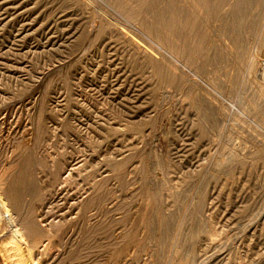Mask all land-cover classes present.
Returning <instances> with one entry per match:
<instances>
[{"label":"rangeland","instance_id":"1","mask_svg":"<svg viewBox=\"0 0 264 264\" xmlns=\"http://www.w3.org/2000/svg\"><path fill=\"white\" fill-rule=\"evenodd\" d=\"M78 1L0 0V133L2 132L0 134V139L2 137L0 140V161L2 162H0V166L5 160V154L10 151V147L16 145L15 143L20 140L21 136L29 139L30 150L33 148L31 144L33 145L35 137L38 136L39 140L43 139L44 146L40 148L38 155H35V160H38L48 149H50L48 152L51 156H55L60 162L75 157L84 159L83 166L74 175L78 176L77 187L74 183L69 184L66 192L71 193L70 196L65 192L66 196L71 198L66 207L78 206V200H82L79 192L80 187L88 181L96 179V183L101 185L100 182L103 181L102 184H105L104 191H98L94 202L88 208L89 211L83 214L76 208L74 211H78V214L74 220H71L73 223L69 221L64 223L62 228L60 227L59 237H61L49 239L50 242L48 239L45 240L47 243L49 242L47 247H39L41 250L38 248V254H33L35 263L264 264V102L259 95L258 88L252 87L248 81L245 82L241 78L239 65L231 66L232 60L228 52L218 45L219 49L210 50L201 60V63L204 62L203 65L207 67H205L206 71L208 68L213 70L212 73L209 72V78L205 79L207 73L204 71L205 69H202L203 65L198 64L201 68L198 66L200 70L197 69L196 72L195 64L191 63L188 64L189 67L193 71L195 70V75L192 78L194 77L203 86L205 85L201 80L207 81L214 91L220 93L227 101L236 102L240 112L229 109L227 101H223L228 107L223 113H219L214 107L211 109L205 104V100L198 90L192 92L190 105L176 110L175 90L172 88L171 65H169L173 61V52L170 46L173 0H152L153 3L151 0H131V2L127 0L128 3L125 0H123L125 3L122 0ZM243 1L240 2L243 4ZM248 1V6L239 4L240 8L238 7L237 14L235 11L230 12V14L234 13L233 15L236 17L227 15L226 23H223V26L228 22L229 24L226 28L222 26L221 29L228 35L227 37L229 35L230 38L236 36L241 44V50H248L251 55L257 54L258 60H264V0ZM209 3L211 2H207L205 6H208ZM254 3H257L256 8ZM127 4L130 15L126 13L127 10L124 7ZM82 5L84 6L82 7ZM116 5L118 7L120 5L124 9L118 8ZM87 6L93 12L96 9V12L100 13L99 15L112 21L114 19L115 23H121L124 26V31L127 32L129 41L123 40L117 31L103 27V29H99L102 33L95 31L89 34L88 30L91 27L89 23L91 24L98 14L94 12V15ZM249 9H253L251 14L248 13ZM121 10H126L127 15ZM132 13L136 14L135 19ZM138 18L140 21L136 20ZM235 18H238V21ZM241 18L242 21L239 23ZM137 21L140 23L143 21L145 24L139 23L140 25H138ZM143 26L144 28H141ZM231 27L235 32L233 36H231ZM70 34L72 37H69ZM87 37L89 38L87 39ZM131 43L148 48L153 47V51L158 56L157 59H154L156 62L150 58H141L135 54L134 50L129 52L131 50L127 46L131 48ZM208 63L211 64L210 67L207 65ZM256 66H258L257 63ZM181 68L186 70L184 67ZM231 68L233 69L231 74L229 72L225 75L224 72ZM124 80L126 84H124ZM161 81L162 83H160ZM214 91L211 92L218 97ZM52 92L53 94H51ZM198 92L200 95H195ZM237 97L239 98L236 99ZM202 100L204 106L200 105ZM134 103L140 104L137 107V104L135 106ZM28 117L30 118L28 119ZM35 121L36 123H34ZM108 126L112 128L110 129ZM4 131L6 135L9 133L7 135L9 137L5 136ZM4 136L6 138H3ZM45 147L47 150L44 149ZM92 149L94 153H91ZM142 149H145L144 152ZM17 151L14 153L15 156L12 154L11 158L13 157L12 159L15 161L22 160V155H24L21 152L22 149ZM111 156L112 158H110ZM119 158H122V162ZM106 159H108L107 163H104ZM103 163L105 166H102ZM98 164L101 165L98 166ZM119 164L122 167H119ZM46 165L47 168H50L48 162ZM182 165L183 169L180 167ZM37 170L36 162L27 169V172L30 177L33 176L31 178L34 180L40 177L44 181L40 183L41 187L49 184L52 176L48 174V171L37 174ZM111 171L117 174L116 177L111 174ZM14 172L16 171L14 170ZM10 174L8 172L6 176ZM101 176L107 177L100 180ZM119 183L122 185L120 186ZM104 192L105 195H103ZM150 193L155 196L153 197L152 194V197L148 196ZM102 196L104 197L102 198ZM134 196L139 198V201ZM130 198L135 199L131 200ZM59 201L63 200H58L56 203L60 204ZM86 201L87 199H85ZM117 209L118 211H116ZM110 217L112 220L109 219ZM81 218L83 219L81 220ZM110 223H113L112 226ZM114 224L119 226V230L116 225L113 226ZM80 228L81 231H79ZM116 229L119 233L118 237L113 236V233L117 232ZM120 229L125 233H120ZM74 234L76 236H73ZM26 240L30 244L32 239ZM34 250L33 248V253ZM14 258L17 259L18 256ZM0 264H5L1 256Z\"/></svg>","mask_w":264,"mask_h":264},{"label":"bare ground","instance_id":"2","mask_svg":"<svg viewBox=\"0 0 264 264\" xmlns=\"http://www.w3.org/2000/svg\"><path fill=\"white\" fill-rule=\"evenodd\" d=\"M58 1V0H57ZM88 1V0H87ZM108 1V0H107ZM116 1V0H115ZM127 1V0H125ZM129 1V0H128ZM127 1V3H128ZM143 1V0H142ZM149 1V0H148ZM158 1V0H157ZM156 1V2H157ZM242 0H173V6H172V13H173V23H172V31H171V50L173 52L172 55V62L169 64L171 65V82L173 85V89L174 91V98H175V105H176V110H179L180 108L187 107L188 105H190L189 101L192 100L190 99V96L192 94V92L194 90H198L201 94V97L204 98L205 100V104H207L211 109H213V107L219 112V113H223L224 111H226V109L228 108L223 101H227L224 97H222V95L218 92H215L213 87L205 80H201V82L205 85H201L199 84V82L194 79V77L192 78L193 75H195L193 69H191V67H189L188 64H195L196 66V72L197 69L200 70V65H203L201 63L202 58L205 56L206 53H208L210 50L213 49H219L217 48L218 45L220 47H222L225 51L228 52V55L230 56V59L232 60L231 62V66H235V65H239V68L241 70L240 74H241V78H243V80L248 81L250 83V85L253 87L258 88L259 90V95L261 97V99L264 102V60L263 59H259L257 57V54L251 55L249 54L248 50H241V44L240 42L237 40L236 36L234 35V29L231 27L232 30V34L231 36H233L232 38L227 37L228 35H226L223 31L222 26L223 23L225 24V19L226 17H228L227 15L230 14L231 11H235L237 14V11H239L240 5L246 4V6H248L249 2L248 0H244L243 4L241 3ZM263 1V0H262ZM20 2V1H19ZM56 2V1H55ZM60 2V1H59ZM76 3V1H74ZM77 2H79L77 0ZM123 2V0H122ZM131 2V0H130ZM146 2V1H145ZM160 2V1H159ZM163 2V1H162ZM172 2V1H171ZM182 2V3H181ZM207 2H211L209 3L208 6H205V4ZM73 3V2H72ZM81 3V2H80ZM125 3V2H123ZM134 3V1H133ZM136 3V1H135ZM148 3V2H146ZM150 3V2H149ZM151 3L152 0H151ZM166 3V2H165ZM181 3V4H180ZM17 4V3H16ZM87 4V3H86ZM85 4V5H86ZM131 4V3H130ZM129 4V5H130ZM137 4V3H136ZM135 4V5H136ZM140 4V3H139ZM156 4V3H155ZM240 4V5H239ZM252 4V3H251ZM256 4V5H255ZM88 5V4H87ZM93 5V4H92ZM124 5V4H123ZM134 5V4H133ZM132 5V6H133ZM253 5H255V8L257 6V3H254ZM37 6V5H36ZM46 6V5H45ZM64 6V5H63ZM84 5H82L83 7ZM97 6V4H96ZM95 6V7H96ZM142 6V5H140ZM154 6V5H153ZM163 6V5H161ZM88 7V6H87ZM114 7V6H113ZM116 7H118V5H116ZM126 7V13L130 12L127 9L128 8V4ZM124 7H119L118 8H122L124 9ZM130 7V6H129ZM139 7V6H137ZM136 7V8H137ZM155 7V6H154ZM158 7V6H157ZM239 7V8H238ZM242 7V6H241ZM244 7V6H243ZM253 7V6H252ZM78 8V6H77ZM86 8V6H85ZM140 8V7H139ZM138 8V9H139ZM142 8V7H141ZM184 8V9H183ZM258 8H260V6L258 5ZM257 8V9H258ZM82 9V8H80ZM134 9V8H133ZM15 10V9H14ZM41 10V9H40ZM55 10V9H54ZM59 10V8H58ZM87 10V9H86ZM88 10H92L89 9ZM87 10V11H88ZM96 12V9H94ZM120 10V9H119ZM131 10V9H130ZM135 10V9H134ZM141 10V9H140ZM191 10V11H190ZM68 11V10H67ZM79 11V10H78ZM83 11V9H82ZM81 11V12H82ZM101 11V10H100ZM124 11V10H121ZM124 11V14H126ZM142 11V10H141ZM196 12V13H192V12ZM242 11V9H241ZM253 11V9H249L248 13L251 14ZM263 11V10H262ZM57 12V11H56ZM84 12V11H83ZM93 12V10H92ZM93 12V14H94ZM139 12V11H138ZM191 12V13H190ZM89 13V12H88ZM97 13V12H96ZM104 13V12H102ZM135 13V11H134ZM142 13V12H141ZM140 13V14H141ZM168 13V12H167ZM61 14V13H60ZM86 14V13H85ZM98 15L95 16V18L93 19V21L91 22V24L89 23V25L91 27L89 31V34L94 33L95 31H100V28H104V29H108V30H114L117 31V33L121 34L123 40L125 41H129V37H127V32L124 31V26L117 22H113L111 19H108L102 15H99L100 13H97ZM105 14V13H104ZM123 14V13H122ZM133 14V13H132ZM139 14V13H138ZM139 14V15H140ZM194 14V15H193ZM234 14V13H233ZM233 14H230L231 16ZM258 14V13H257ZM36 15V14H35ZM95 15V14H94ZM107 15V13H106ZM127 15V14H126ZM128 15V16H129ZM242 15V14H241ZM246 15V13H245ZM110 16V15H109ZM132 16V15H131ZM134 19L136 14L134 15ZM138 16V15H137ZM234 16V15H233ZM91 17V16H90ZM230 17V16H229ZM236 17V16H234ZM233 17V18H234ZM250 17V16H249ZM253 17V16H252ZM86 18H87V14H86ZM89 18V16H88ZM93 18V17H92ZM111 18V17H110ZM131 18V17H130ZM44 19V18H43ZM97 19V21H96ZM121 19V17H120ZM152 19V18H151ZM231 19V17H230ZM238 18H235V20ZM246 19V18H245ZM61 20V19H60ZM72 20V19H71ZM70 20V22H71ZM91 19L89 18V21ZM124 20V19H123ZM138 21V19H136ZM135 20V21H136ZM172 20V17H171ZM227 20V19H226ZM126 21V20H125ZM138 25L140 24H145L143 21L142 23L138 22ZM229 21V19H228ZM234 21V20H233ZM232 21V22H233ZM242 21H239V23ZM231 22V21H230ZM235 22V21H234ZM125 23V22H124ZM140 23V24H139ZM236 23V22H235ZM250 23V22H249ZM229 24V22L227 23ZM227 24L223 27L226 28ZM238 24V22H237ZM253 24V23H252ZM76 25V24H75ZM235 25V24H234ZM247 25V24H244ZM78 26V25H77ZM136 26V24H135ZM142 26V25H141ZM151 26V25H149ZM146 26V27H149ZM238 26V25H237ZM240 26V25H239ZM249 26V25H248ZM138 27V26H137ZM153 27V26H151ZM228 27H230L228 25ZM74 28V27H73ZM102 28V29H103ZM141 28H144L141 27ZM224 28V29H225ZM126 29V28H125ZM130 29V28H129ZM128 29V31H129ZM250 29V28H249ZM42 30V29H41ZM81 30V28H80ZM230 30V28H229ZM251 30V29H250ZM261 30V28H260ZM46 31V30H45ZM105 31V30H104ZM148 31V30H147ZM63 32V31H62ZM101 32V31H100ZM237 32V31H236ZM102 33V32H101ZM107 33V32H106ZM112 33V32H111ZM110 33V34H111ZM164 33V32H163ZM162 33V34H163ZM76 34V33H75ZM114 34V33H112ZM111 34V35H112ZM150 34V33H149ZM155 34V33H154ZM252 34V33H251ZM105 35V34H103ZM116 35V34H115ZM247 35V34H246ZM245 35V36H246ZM102 36V35H101ZM110 36V35H109ZM108 36V37H109ZM248 36V35H247ZM69 37H72V35L70 34ZM85 37V36H84ZM91 38V36H89ZM87 37V39L89 38ZM100 37V36H99ZM106 37V36H104ZM119 37V36H118ZM166 36H164L165 38ZM254 37V36H253ZM24 38V37H23ZM86 38V37H85ZM101 38V37H100ZM103 38V37H102ZM121 39V37H119ZM168 38V37H167ZM48 39V38H47ZM80 39V38H79ZM105 39V38H104ZM116 39V38H115ZM166 39V38H165ZM258 39V38H257ZM83 40V39H82ZM90 40V39H89ZM88 40V41H89ZM106 40V39H105ZM117 40V39H116ZM87 41V40H86ZM87 41V42H88ZM257 41V40H256ZM72 42V41H71ZM91 42V41H90ZM110 42V41H109ZM106 43V42H105ZM128 44V42H125ZM130 43V42H129ZM21 44V43H20ZM75 44V43H74ZM77 44V43H76ZM79 44V42H78ZM83 44L84 41H83ZM258 44V43H257ZM111 45V44H110ZM164 45V44H163ZM81 46V45H80ZM83 46V45H82ZM131 48H129L127 46L128 49H130L132 52V50L135 51V54L141 56V58H145V59H157L158 56L156 55V52L153 51V47L152 48H148V47H144L140 44H136V43H131ZM216 46V48H215ZM255 46V45H254ZM52 47V46H51ZM74 47V46H73ZM78 47V46H77ZM85 47V46H84ZM88 47V46H87ZM90 47V45H89ZM108 47V46H107ZM164 47V46H163ZM260 47V46H259ZM83 49V47H82ZM85 49V48H84ZM167 49V48H166ZM79 50V49H78ZM77 50V51H78ZM81 50V48H80ZM79 50V51H80ZM221 50V49H220ZM73 51V50H72ZM128 51V50H126ZM125 51V52H126ZM219 51V50H218ZM222 51V50H221ZM259 51V50H258ZM261 51V50H260ZM2 52V51H1ZM124 52V53H125ZM224 52V51H222ZM252 52V51H251ZM79 53V52H78ZM77 53V55H78ZM87 53V52H86ZM113 53V52H112ZM159 53V52H158ZM76 54V51H75ZM82 54V53H81ZM80 54V57H81ZM115 54V53H114ZM216 54V53H215ZM133 55V53H132ZM210 55V54H209ZM259 55V54H258ZM169 56V55H168ZM211 56V55H210ZM209 56V57H210ZM79 57V56H78ZM134 57V56H133ZM138 57V56H137ZM161 57V56H160ZM159 57V58H160ZM132 58V57H131ZM139 58V57H138ZM140 58V59H141ZM224 58V57H223ZM79 60V59H78ZM228 60V59H227ZM226 60V61H227ZM155 61V60H154ZM218 61V60H217ZM229 61V60H228ZM122 62V61H121ZM125 62V61H124ZM147 62V61H146ZM156 62V61H155ZM158 62V61H157ZM206 62V61H205ZM230 62V61H229ZM129 63V62H128ZM166 63V62H165ZM168 63V62H167ZM166 63V64H167ZM217 63V62H216ZM222 63V62H221ZM256 63L258 64V66H256ZM158 64V63H156ZM165 64V65H166ZM225 64V63H224ZM222 64V65H224ZM229 64V63H228ZM155 65V63H154ZM209 65V63L207 64ZM217 65V64H216ZM220 65V66H222ZM125 66V65H124ZM127 66V65H126ZM152 66V65H151ZM167 66V65H166ZM200 68H199V67ZM211 66V64L209 65V67ZM225 66V65H224ZM181 67H184L186 70H182ZM205 69L204 71H206V65H203ZM206 67V68H205ZM218 67V65H217ZM227 67V66H225ZM232 67V68H233ZM221 68V67H219ZM223 68V66H222ZM221 68V70H222ZM227 70L225 73L228 74L230 72H232L233 69ZM126 69V68H125ZM169 69V70H170ZM195 69V68H194ZM201 69V70H202ZM217 69V68H216ZM226 69V68H225ZM128 70V68H127ZM220 70V69H219ZM216 70V71H219ZM125 71V70H124ZM133 71V70H132ZM203 71V70H202ZM54 72V71H53ZM201 72V71H200ZM212 73L213 70H209V68L207 69L206 73L207 76L205 77V79L207 80L209 78L208 74ZM130 73V72H129ZM168 73V72H167ZM223 73V72H222ZM80 74V73H79ZM210 75V74H209ZM216 75V74H215ZM63 76V75H62ZM117 76V75H116ZM123 76V75H122ZM12 77V76H11ZM35 77V76H34ZM41 77V76H40ZM125 77V76H124ZM135 77V76H134ZM196 77V76H195ZM153 78V77H152ZM40 79V78H39ZM38 79V80H39ZM101 79V78H100ZM119 79V78H118ZM154 79V78H153ZM230 79V78H229ZM50 80V79H49ZM127 80V79H126ZM155 80V79H154ZM164 80V78H163ZM166 80V79H165ZM225 80V79H224ZM233 80V79H232ZM222 81V80H219ZM228 81V80H227ZM234 81V80H233ZM127 82V81H126ZM35 83V82H34ZM118 83V82H117ZM162 83V81L160 82ZM225 83V82H224ZM228 83V82H227ZM36 84V83H35ZM34 84V85H35ZM124 84L125 80H124ZM223 84V82H222ZM15 85V84H14ZM116 85V84H115ZM235 85V83H234ZM146 86V85H145ZM161 86V85H160ZM34 87V86H33ZM32 87V88H33ZM49 87V86H48ZM51 87V86H50ZM142 88V87H141ZM227 88V86H226ZM240 88V86H239ZM89 89V88H88ZM148 89V88H147ZM156 89V88H155ZM224 89V88H223ZM36 90V89H35ZM132 90V89H131ZM87 91V90H86ZM129 91V90H128ZM142 91V90H141ZM214 91L215 94L218 97H221L220 99L216 96H214V94L211 92ZM226 91V90H225ZM35 92V91H34ZM76 92V91H75ZM78 92V91H77ZM83 92V91H82ZM145 92V91H144ZM147 92V91H146ZM164 92V91H163ZM198 92V94L195 95H200ZM242 92V91H241ZM29 93V92H28ZM79 93V92H78ZM94 93V92H93ZM137 93V92H136ZM149 93V92H148ZM196 93V92H195ZM53 94V92L51 93ZM55 94V93H54ZM83 94V93H82ZM87 95V93H85ZM84 94V95H85ZM89 94V93H88ZM126 94V93H125ZM34 95V94H33ZM50 95V94H49ZM194 95V96H195ZM228 95V94H227ZM13 96V95H12ZM52 96V95H50ZM61 96V95H60ZM124 96V95H123ZM31 97V96H30ZM73 97V96H72ZM77 97V96H76ZM79 97V96H78ZM128 97V96H127ZM126 97V98H127ZM196 97V96H195ZM199 97V96H197ZM34 98V97H33ZM86 98V97H85ZM125 98V100H126ZM140 98V97H139ZM239 97H237L236 99H238ZM14 99V98H13ZM51 99V98H50ZM57 99V98H56ZM88 99V98H87ZM124 99V98H123ZM141 99V98H140ZM155 99V98H154ZM247 99V98H246ZM19 100V99H18ZM34 101V99H32ZM64 100V99H63ZM199 100V99H198ZM197 100V101H198ZM244 100V99H243ZM240 100V101H243ZM6 101V100H5ZM36 101V100H35ZM89 101V100H88ZM87 101V102H88ZM93 101V100H92ZM138 101V98H137ZM140 101V100H139ZM236 101V100H235ZM249 101V100H248ZM9 102V101H8ZM49 102V100H48ZM84 102V101H83ZM86 102V101H85ZM94 102V101H93ZM136 102V101H135ZM3 103H4V99H3ZM10 103V102H9ZM8 103V104H9ZM33 102H31L32 104ZM77 103V102H76ZM79 103V102H78ZM89 103V102H88ZM87 103V104H88ZM227 103L229 104V109L231 108L232 110H234L235 112H240V109L238 108V105L236 102H232V101H227ZM246 103V102H245ZM250 103V102H249ZM73 104V103H72ZM86 104V103H85ZM135 104V103H134ZM133 104V105H134ZM137 104V103H136ZM135 104V106H136ZM140 104V103H138ZM137 104V107H138ZM203 104V100L202 103H200V105L202 106ZM33 105V104H32ZM80 105V104H79ZM125 105V104H124ZM143 105V104H142ZM193 105V103H192ZM206 105V106H207ZM253 105V104H252ZM24 106V105H23ZM34 106V105H33ZM95 106V105H94ZM149 106V105H148ZM204 106V104H203ZM207 106V107H208ZM19 107V106H18ZM17 107V108H18ZM81 107V106H80ZM88 107V106H87ZM91 107V106H90ZM246 107V106H245ZM244 107V109H245ZM6 108V107H5ZM79 108V107H78ZM132 108V106H131ZM135 108V107H134ZM152 108V107H151ZM191 108V107H190ZM202 109H207L206 107H201ZM148 109V108H147ZM189 109V108H188ZM252 109V107H251ZM17 110V109H16ZM83 110V109H82ZM96 110V109H95ZM138 110V109H137ZM187 110V109H186ZM243 110V109H242ZM2 111V110H1ZM46 111V110H45ZM141 111V110H140ZM167 111V110H166ZM197 111V110H196ZM195 111V112H196ZM199 111V110H198ZM202 111V110H201ZM210 111V109H209ZM5 112V110H4ZM76 112V111H75ZM87 112V111H85ZM84 112V113H85ZM89 112V111H88ZM93 112V110H92ZM216 111H214L215 113ZM228 112V111H227ZM252 112V111H251ZM32 113V112H31ZM83 113V112H82ZM106 113V112H105ZM133 113V112H132ZM139 113V112H138ZM142 113V112H141ZM3 114V113H2ZM78 114H80L78 112ZM136 114V113H135ZM134 114V116H135ZM140 114V113H139ZM148 114V113H147ZM150 114V113H149ZM154 114V113H152ZM216 114V113H215ZM227 114V113H226ZM10 115V114H9ZM8 115V116H9ZM68 115V114H66ZM81 115V114H80ZM101 115V114H100ZM107 115V114H106ZM230 115V114H229ZM5 116V115H4ZM11 116V115H10ZM42 116V115H41ZM77 116V115H76ZM112 116V115H111ZM160 116V115H159ZM197 116V115H196ZM227 116V115H226ZM92 117V116H91ZM115 117V116H114ZM113 117V118H114ZM129 117V116H128ZM127 117V118H128ZM132 117V116H131ZM136 117V116H135ZM30 117H28L29 119ZM88 118V117H87ZM126 118V117H125ZM133 118V117H132ZM131 118V119H132ZM137 118V117H136ZM207 118V117H206ZM80 119V118H79ZM78 119V120H79ZM98 119V118H97ZM121 119V118H120ZM131 119H129L131 121ZM134 119V118H133ZM132 119V120H133ZM152 119V118H151ZM200 119V118H199ZM198 119V120H199ZM215 119V118H214ZM213 119V121H214ZM20 120V119H19ZM35 120V119H34ZM48 120V119H47ZM71 120V119H70ZM74 120V119H72ZM100 120V119H99ZM103 120V119H102ZM108 120V119H107ZM116 120V119H115ZM127 120V119H126ZM135 120V119H134ZM133 120V121H134ZM217 120V119H215ZM6 121V119H5ZM4 121V122H5ZM31 121V119H30ZM37 121V120H36ZM36 121L34 123H36ZM97 121V120H96ZM129 121V122H130ZM132 121V122H133ZM3 122V121H2ZM1 122V123H2ZM88 122V121H87ZM86 122V123H87ZM98 122V121H97ZM128 122V121H127ZM200 122V121H199ZM219 122V121H218ZM6 123V122H5ZM31 123V122H30ZM83 123V122H82ZM124 123V122H123ZM182 123V122H181ZM73 124V123H72ZM111 124V123H110ZM118 124V121H117ZM213 124V123H212ZM37 125V124H36ZM99 125V124H97ZM119 125V124H118ZM122 125V124H121ZM187 125V124H186ZM261 125V124H260ZM13 126V125H12ZM41 126V125H40ZM85 126V125H83ZM136 126V125H135ZM179 126V125H177ZM18 127V126H17ZM119 127V126H118ZM137 127V126H136ZM135 127V128H136ZM188 127V126H187ZM219 127V126H218ZM1 128V127H0ZM9 128V127H8ZM20 128V127H19ZM41 128V127H40ZM108 128H112L109 127ZM126 128V127H125ZM131 128V127H130ZM183 128V127H182ZM185 128V127H184ZM201 128V127H200ZM229 128V127H228ZM31 129V128H30ZM119 129V128H118ZM123 129V128H122ZM193 129V128H192ZM205 129V128H204ZM249 129V127H248ZM21 130V129H20ZM34 130V129H33ZM44 130V129H43ZM100 130V129H99ZM121 130V129H120ZM191 130V129H190ZM203 130V129H202ZM1 131V130H0ZM13 131V130H12ZM19 131V130H18ZM27 131V130H26ZM29 131V130H28ZM82 131V130H81ZM128 131V130H127ZM175 131V130H174ZM184 131V130H183ZM9 132V130H8ZM11 132V131H10ZM105 132V131H104ZM123 132V131H122ZM146 132V131H145ZM193 132V131H192ZM2 133V132H1ZM0 133V134H1ZM5 133V131H4ZM42 133V132H41ZM150 133V132H149ZM212 133V132H211ZM29 134V133H28ZM137 134V133H136ZM190 134V133H189ZM9 135V133L7 134ZM5 133L6 137L7 136ZM21 135V134H20ZM18 135V136H20ZM31 135H33L31 133ZM35 135V134H34ZM90 135V134H89ZM130 135V134H129ZM138 135V134H137ZM136 135V136H137ZM150 135V134H149ZM198 135V134H197ZM219 135V134H218ZM3 138H6V137ZM17 136V135H16ZM24 136V135H23ZM43 136V135H42ZM121 136V135H120ZM124 136V135H123ZM139 136V135H138ZM142 136V135H141ZM180 136V134H179ZM195 136V135H194ZM193 136V137H194ZM212 136V135H210ZM30 137V135H29ZM44 137V136H43ZM116 137V136H115ZM118 137V136H117ZM140 137V136H139ZM151 137V136H150ZM213 137V136H212ZM228 137V136H227ZM51 138V137H50ZM125 138V137H124ZM2 139V137H1ZM0 139V140H1ZM10 139V138H9ZM19 139V138H18ZM31 139V138H30ZM121 139V138H119ZM135 139V138H134ZM210 139V138H209ZM208 139V141H210ZM5 140V139H4ZM29 140V139H28ZM28 140L25 139L24 137H20V140L15 143V146H12V148L10 147V151H8L6 155V157L4 158L5 160H3V164L2 166H0V256L1 259L3 260V262L5 264H36L34 259H33V254H38L39 249L42 247H47L48 243L50 242L49 239H55L57 237H59V229L60 227L62 228L63 225H65L64 223H67L71 220H74V218L76 217V215L78 214V211H74L76 208H78L79 212H83L86 213L87 211H89V206L94 202L95 200V196H97L98 191L103 190L104 191V186L105 184H98L95 182V180H90L87 183L83 184L80 187V195L82 196L81 199L82 200H78V206L76 205H70L66 207V204L68 202L69 199L68 196H66L65 192L68 189L69 184H75V186L77 187L78 185V176L75 177L74 175H76V172L79 171L80 167L83 166V162L84 159L83 157L79 158L75 157L72 158L68 161H62L60 162L58 159L51 156V154L48 152V150L50 149H46V147L44 148L45 150H47L46 153H44L38 160H35V155L37 153H39L40 148H42L44 145V141L39 140L38 136L35 137V142L33 141V145L31 144V147L33 146V148L30 150L28 147ZM32 140V139H31ZM145 140V139H144ZM151 140V139H150ZM200 140V139H199ZM250 140V139H249ZM256 140V139H255ZM263 140V139H262ZM8 141V140H7ZM110 141V140H109ZM119 141V140H118ZM121 141V140H120ZM206 141V140H205ZM11 142V141H10ZM16 142V141H15ZM30 142V141H29ZM52 142V141H51ZM123 142V141H121ZM46 143V142H45ZM106 143V142H105ZM186 143V142H185ZM211 143V142H210ZM8 144V143H7ZM72 144V143H71ZM112 144V143H111ZM14 145V144H13ZM30 145V144H29ZM52 145V144H51ZM118 145V143H117ZM209 145V143H208ZM214 145V144H213ZM48 146V145H46ZM50 146V145H49ZM54 146V145H53ZM106 146V144H105ZM75 147V145H74ZM84 147V146H83ZM91 147V146H90ZM118 147V146H117ZM243 147V146H242ZM77 148V147H76ZM86 148V147H85ZM107 148V147H106ZM144 148V146H143ZM151 148V147H150ZM247 148V147H246ZM253 148V147H252ZM22 149L21 152H23L24 155L22 160L19 161H15V159H12L11 156L14 155L15 152H18L17 150ZM52 149V148H51ZM110 149V148H109ZM141 149V147H140ZM9 150V149H8ZM97 150V148H96ZM119 150V149H118ZM139 150V148H138ZM143 150V149H142ZM145 150V149H144ZM143 150V152H144ZM30 151V152H29ZM53 151V150H52ZM69 151V150H68ZM67 151V152H68ZM88 151V150H87ZM93 151V149L91 150ZM90 151V152H91ZM104 151V150H103ZM29 152V153H28ZM45 152V151H44ZM105 152V151H104ZM130 152V151H129ZM252 152V151H251ZM26 153V154H25ZM91 153H94L91 152ZM90 153V154H91ZM96 153V152H95ZM99 153V152H98ZM97 153V154H98ZM101 153V152H100ZM116 153V151H115ZM118 153V152H117ZM126 153V152H125ZM142 153V152H141ZM255 153V152H254ZM13 154V155H12ZM108 154V153H107ZM106 154V155H107ZM114 154V153H113ZM4 155V154H3ZM18 155V154H17ZM16 155V156H17ZM38 155V154H37ZM54 155V154H53ZM105 155V154H104ZM115 155V154H114ZM117 155V154H116ZM126 155V154H125ZM141 155V154H140ZM143 155V154H142ZM15 156V155H14ZM102 156V155H101ZM120 156V155H119ZM118 156V157H119ZM122 156V155H121ZM128 156V155H126ZM57 157V156H56ZM66 157V156H65ZM107 157V156H105ZM140 157V156H139ZM211 157V156H210ZM1 158V157H0ZM97 158V157H96ZM102 158V157H101ZM100 158V159H101ZM112 158V156L110 157ZM108 158V159H110ZM116 158V157H115ZM114 158V159H115ZM17 159V158H16ZM104 163H107V160ZM120 160L122 158H119ZM88 160V159H87ZM102 160V159H101ZM105 161V159H103ZM117 160V159H116ZM86 161V160H85ZM119 161V160H118ZM230 161V160H228ZM1 162V161H0ZM37 162V174L40 173H46L48 171V174L50 176H52L50 178V183L47 184L46 186L41 187L40 183H43L44 181L39 177L38 179L34 180L33 176L30 177V175L27 172V169L29 167H32L34 164H36ZM50 164V168H47L48 166L46 165V163ZM87 162V161H86ZM85 162V163H86ZM114 163V161H111ZM122 162V160L120 161ZM141 162V161H140ZM2 163V162H1ZM103 163L102 166H105ZM116 163V162H115ZM234 163V162H233ZM122 164V163H121ZM127 164V163H126ZM124 164V165H126ZM132 164V163H131ZM101 164H98V166ZM117 165V163H116ZM139 165V164H138ZM101 166V168H102ZM128 166V165H127ZM192 166V165H191ZM119 167L120 166L119 164ZM118 167V168H119ZM126 167V166H125ZM131 167V166H129ZM181 168L183 167L180 166ZM109 168V167H108ZM115 168V167H114ZM124 168V167H123ZM127 168V167H126ZM224 168V167H223ZM11 169V170H10ZM98 169V167H97ZM104 169V168H103ZM109 169H112L111 167ZM108 169V170H109ZM183 169V168H182ZM191 169V168H190ZM203 169V168H202ZM13 170V172L11 173V171ZM14 170L16 172H14ZM31 170V168H30ZM101 170V169H100ZM105 170V169H104ZM107 170V171H108ZM126 170V169H124ZM131 170V169H130ZM139 170V169H138ZM159 170V169H158ZM163 170V168H162ZM161 170V171H162ZM165 170V169H164ZM94 171V170H93ZM102 171V170H101ZM106 171V172H107ZM132 171V170H131ZM150 171V170H149ZM9 172L10 175L6 176V174ZM30 172V171H29ZM124 172V171H123ZM32 173V172H31ZM96 173V172H95ZM100 173V172H99ZM102 173V172H101ZM105 173V172H104ZM103 173V174H104ZM155 173V172H154ZM153 173V175H154ZM233 173V172H232ZM91 174V173H90ZM106 174V173H105ZM111 174L112 173L111 171ZM100 175V174H99ZM110 175V174H109ZM108 175V176H109ZM115 177L117 174H114ZM210 175V173H209ZM41 176V175H39ZM141 176V175H140ZM168 176V175H167ZM107 177V176H106ZM105 176H101L100 180L106 179ZM119 177V176H118ZM205 177V176H204ZM203 177V179H205ZM212 177V176H211ZM96 178V177H95ZM114 178V177H113ZM123 178V177H122ZM121 178V179H122ZM156 178H158L156 176ZM164 178V177H163ZM162 178V179H163ZM120 179V180H121ZM124 179V178H123ZM131 179V178H130ZM112 181L114 179H111ZM116 180V178H115ZM141 180V179H140ZM169 180V179H168ZM106 181V180H105ZM110 181V180H109ZM151 181V180H150ZM139 182V181H138ZM157 182V181H156ZM122 183V182H121ZM124 183V182H123ZM150 183V182H149ZM155 183V182H153ZM164 183V182H163ZM167 183V182H166ZM118 184V183H117ZM139 184V183H137ZM168 184V183H167ZM166 184V185H167ZM111 185V184H110ZM114 185V184H113ZM120 185V183H119ZM122 185V184H121ZM120 185V186H121ZM135 185V184H134ZM141 185V184H140ZM165 185V186H166ZM169 185V184H168ZM74 186V185H73ZM72 186V187H73ZM138 186V185H136ZM164 186V185H163ZM164 186V187H165ZM184 186V185H183ZM193 186V185H192ZM197 186V185H196ZM169 187V186H168ZM70 188V187H69ZM75 188V187H74ZM73 188V189H74ZM117 188V187H116ZM154 188V187H153ZM189 188V187H188ZM72 189V188H71ZM76 189V188H75ZM74 189V190H75ZM115 189V188H114ZM137 189V188H136ZM135 189V190H136ZM192 189V188H191ZM124 190V189H123ZM170 190V189H169ZM107 191V190H106ZM152 191V190H150ZM149 191V192H150ZM102 192V191H101ZM110 192V191H109ZM117 192V191H116ZM115 192V193H116ZM125 192V191H124ZM137 192V191H135ZM148 192V190H147ZM191 192V191H190ZM49 193V194H48ZM67 193V192H66ZM74 193V192H73ZM113 193V192H112ZM111 193V194H112ZM129 193V192H128ZM133 193V192H132ZM143 193V192H142ZM68 194V193H67ZM71 194V193H70ZM70 194H68L70 196ZM147 194V193H146ZM152 193L148 194V196H151ZM160 194V193H158ZM187 194V193H186ZM102 195V194H101ZM103 195H105V192L103 193ZM114 195V194H113ZM116 195V194H115ZM114 195V196H115ZM126 195V194H125ZM130 195V194H129ZM144 195V194H143ZM163 195V194H162ZM205 195V194H204ZM85 196V199H87V201L85 202V199H83V197ZM100 196V195H99ZM118 196V195H117ZM121 196V195H120ZM153 196V194H152ZM151 196V197H152ZM155 196V195H154ZM153 196V197H154ZM72 197V196H71ZM80 197V196H79ZM104 196H102L103 198ZM136 198V196H134ZM150 197V198H151ZM77 198V197H76ZM99 198V197H98ZM117 198V197H116ZM115 198V199H116ZM134 198V199H135ZM149 198V200H151ZM173 198V197H172ZM110 199V198H109ZM108 199V200H109ZM118 199V198H117ZM116 199V200H117ZM126 199V198H125ZM131 199V198H130ZM133 198L131 200H134ZM139 198H136V200H138ZM154 200V198H152ZM58 200H63L62 202L59 201L60 204L56 203ZM84 200V201H83ZM104 200V199H103ZM102 200V201H103ZM120 200V198L118 199ZM203 200V199H202ZM75 201V200H74ZM124 201V200H122ZM139 201V200H138ZM148 201V200H147ZM152 201V200H151ZM107 202V201H106ZM112 202V201H111ZM116 202V201H115ZM129 202V201H127ZM99 203L101 204V201H99ZM104 203V202H103ZM133 203V202H132ZM150 203V201H149ZM192 203V202H191ZM190 203V204H191ZM70 204V203H69ZM68 204V205H69ZM74 204V203H73ZM77 204V203H76ZM106 204V203H104ZM103 204V205H104ZM111 204V203H110ZM113 204V203H112ZM123 204V203H122ZM125 204V202H124ZM135 204V203H134ZM138 204V203H137ZM96 205V204H95ZM115 205V203L113 204ZM119 205V204H116ZM127 205V203H126ZM130 205V204H129ZM107 206V205H106ZM112 206V205H111ZM128 206V205H127ZM137 206V205H136ZM188 206V205H187ZM204 206V205H203ZM101 207V206H100ZM105 207V206H104ZM110 207V206H109ZM120 208V206H118ZM129 207V206H128ZM131 207V206H130ZM114 208V207H113ZM133 208V207H132ZM97 209V206H96ZM101 209V208H100ZM108 209V208H107ZM254 210V209H253ZM109 211V210H108ZM118 211V209L116 210ZM96 212V211H95ZM105 212V210H104ZM99 213V212H98ZM97 213V214H98ZM108 213V212H107ZM106 213V214H107ZM111 213V212H110ZM116 213V212H115ZM114 213V214H115ZM140 213V212H138ZM88 214V213H87ZM96 214V213H94ZM100 214V213H99ZM105 214V213H104ZM136 214V213H135ZM113 215V214H112ZM99 216V215H98ZM101 216V215H100ZM103 216V215H102ZM114 216V215H113ZM170 216V215H169ZM203 216V215H202ZM105 217V216H104ZM106 217H108L106 215ZM116 217V216H115ZM114 217V219H115ZM264 217V216H263ZM113 218V217H112ZM148 218V217H147ZM77 219V218H76ZM83 218H81L82 220ZM111 219V217L109 218ZM260 219V218H259ZM112 220V219H111ZM76 221V220H75ZM84 221V220H83ZM115 221V220H114ZM119 224H120V219L118 220ZM123 221V220H122ZM199 221V220H198ZM72 222V221H71ZM111 222V221H109ZM116 222V221H115ZM125 222V221H124ZM152 222V221H151ZM73 223V222H72ZM105 223V222H104ZM107 223V222H106ZM150 223V222H149ZM179 223V222H178ZM113 223H110V225ZM117 224V223H116ZM114 224L113 226L115 227ZM72 225V224H71ZM105 225V224H104ZM118 225V224H117ZM116 225V227H117ZM121 225V224H120ZM112 226V225H111ZM160 226V225H159ZM178 226V225H177ZM65 227V226H64ZM79 227V225H78ZM119 227V226H118ZM117 227V228H118ZM71 228V227H70ZM77 228V227H74ZM84 228V225L82 227V229ZM94 228V227H93ZM139 228V227H138ZM137 228V229H138ZM90 229V228H89ZM126 229V228H125ZM163 229V228H162ZM77 230V229H76ZM109 230V229H108ZM117 230V229H116ZM119 230V228H118ZM117 232L113 233V236H117L119 235ZM121 230V229H120ZM70 231V230H69ZM68 231V232H69ZM74 231V230H73ZM81 231V228L80 230ZM87 231V230H86ZM138 231V230H136ZM72 232V231H71ZM92 232V231H91ZM124 232V231H123ZM122 230L120 233H123ZM160 232V231H159ZM201 232V231H200ZM63 233V232H62ZM75 233V232H74ZM88 233V231H87ZM90 233V232H89ZM106 233V232H105ZM125 233V232H124ZM69 234V233H68ZM66 234V235H68ZM71 234V233H70ZM76 234V233H75ZM73 236H76V235ZM108 234V233H107ZM127 234V233H126ZM131 234V233H130ZM133 234V233H132ZM61 235V234H60ZM111 235V233H110ZM135 235V234H134ZM138 235V234H137ZM136 235V236H137ZM87 236V235H86ZM128 236V235H127ZM61 237V236H60ZM59 237V238H60ZM65 237V236H64ZM118 237V236H117ZM125 237V235H124ZM139 237V236H138ZM149 237V236H148ZM68 238V237H67ZM72 238V237H71ZM79 238V237H78ZM83 238V237H82ZM120 238V237H119ZM129 238V237H128ZM133 238V237H130ZM135 238V237H134ZM174 238V237H173ZM3 239V240H2ZM26 239H32L31 243L28 244V241ZM38 239H43V240H38ZM46 239H48V243L47 241H45ZM70 239V236H69ZM76 239V238H75ZM114 239V238H112ZM122 239V238H121ZM141 239V238H139ZM138 239V240H139ZM102 240V239H101ZM124 240V239H123ZM174 240V239H173ZM79 241V240H78ZM133 241V240H132ZM166 241V240H165ZM84 242V241H83ZM161 242V241H160ZM163 242V241H162ZM168 242V241H167ZM209 242V241H208ZM75 243V242H74ZM96 243V242H94ZM124 243V242H123ZM193 243V241H192ZM195 243V242H194ZM65 244V243H64ZM100 244V243H99ZM151 244V243H150ZM60 245H62L60 243ZM208 245V244H207ZM56 246V245H55ZM65 246V245H64ZM69 246V245H68ZM80 246V245H79ZM106 246V245H105ZM171 246V245H170ZM40 247V248H39ZM102 247V246H101ZM159 247V246H158ZM214 247V246H213ZM212 247V248H213ZM34 250V253L32 252V249ZM39 248V249H38ZM63 248V247H62ZM77 248V247H76ZM100 248V247H99ZM67 249V248H66ZM106 249V248H105ZM155 249V248H154ZM201 249V248H200ZM41 250V249H40ZM49 251V250H48ZM66 251V250H65ZM50 252V251H49ZM68 252V251H67ZM78 252V251H76ZM75 252V254H76ZM170 252V251H169ZM56 253V252H55ZM58 253V252H57ZM173 253V252H172ZM60 254V253H58ZM66 256V253H64ZM63 254V255H64ZM69 254V253H68ZM52 255V254H51ZM196 255V254H195ZM15 256H18V258H14ZM39 256V255H37ZM36 256V257H37ZM54 256V255H53ZM57 256V255H56ZM197 256V255H196ZM35 257V256H34ZM52 257V256H51ZM55 257V256H54ZM59 257V256H58ZM57 257V258H58ZM53 258V257H52ZM60 258V257H59ZM216 258V257H215ZM51 259V258H50ZM48 260V259H47ZM57 260V259H56ZM61 260V259H60ZM166 260V259H165ZM63 261V260H62ZM71 261V260H70ZM75 261V260H74ZM155 261V260H154ZM199 261V259H198ZM44 262V261H43ZM55 262V261H54ZM160 262V261H159ZM47 263V262H46ZM49 263V260H48ZM151 263V262H150ZM158 263V262H157ZM197 263V262H196ZM203 263V262H202ZM254 263V262H253ZM45 264V263H44ZM137 264V263H136Z\"/></svg>","mask_w":264,"mask_h":264}]
</instances>
